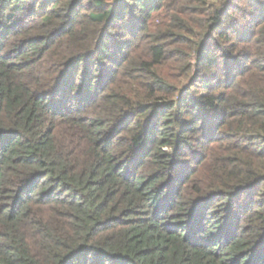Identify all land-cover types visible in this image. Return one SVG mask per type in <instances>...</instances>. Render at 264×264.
I'll return each mask as SVG.
<instances>
[{
	"label": "trees",
	"instance_id": "1",
	"mask_svg": "<svg viewBox=\"0 0 264 264\" xmlns=\"http://www.w3.org/2000/svg\"><path fill=\"white\" fill-rule=\"evenodd\" d=\"M0 264H264V0H0Z\"/></svg>",
	"mask_w": 264,
	"mask_h": 264
}]
</instances>
